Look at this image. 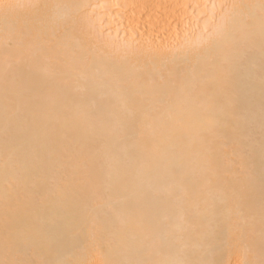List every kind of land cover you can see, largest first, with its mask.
<instances>
[{"label": "bare ground", "instance_id": "bare-ground-1", "mask_svg": "<svg viewBox=\"0 0 264 264\" xmlns=\"http://www.w3.org/2000/svg\"><path fill=\"white\" fill-rule=\"evenodd\" d=\"M0 264H264V0H0Z\"/></svg>", "mask_w": 264, "mask_h": 264}]
</instances>
